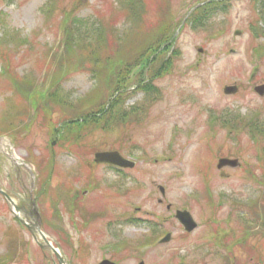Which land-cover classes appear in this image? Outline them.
I'll use <instances>...</instances> for the list:
<instances>
[{
	"label": "rangeland",
	"instance_id": "374dc122",
	"mask_svg": "<svg viewBox=\"0 0 264 264\" xmlns=\"http://www.w3.org/2000/svg\"><path fill=\"white\" fill-rule=\"evenodd\" d=\"M147 1L150 4V10L145 15L147 29L158 24L167 7L171 12L183 1L182 8L186 11L184 15L195 7V3L190 6L193 0L186 2L160 0L159 3L157 0ZM57 4L56 16L44 24L45 11L51 8L50 0H0V67L4 64L10 73L16 76L32 67L36 69L41 65L37 62L44 56L52 58L44 54L45 49L59 50L58 41L61 40L62 28L67 23L74 24L75 18L93 20L97 16L108 21L121 15L118 0H57ZM185 16L179 26L183 25ZM257 19L260 18L256 17L251 0H231L228 10L216 14L213 19V22L218 23L217 26L199 32L185 24L175 43L180 55L169 74L163 79L153 78L155 80L149 88L155 86L158 93L154 91L152 93L158 96L151 101L149 109L143 112V118L130 120L126 125H121V129L116 127L109 132L97 130L92 136L88 133V138L84 137L85 140L79 143L78 147L76 144L70 147L74 145L72 143L60 145L55 142L54 146L51 145L55 138L51 128L65 119L64 114L67 112L55 109V114L50 113L39 99L29 103L36 109L25 107L20 111L24 114L22 120L26 123L31 122V126L24 129L25 133L13 138V142L8 137H4V140L9 141L8 149L17 157L16 163L23 165L16 166L20 172L19 177H15L9 158L0 150L2 155L0 163L5 164V168L0 167V187L8 193L14 191L26 198L31 184L33 194L40 184L34 195L37 206L43 213L44 222L40 224L36 220V225L39 222L49 240L59 246L67 262L95 264L104 257L113 259L111 251L104 247L106 243L114 242L120 236L135 240L149 232L147 227L141 226L128 225L123 229L128 222L124 219L115 220L111 216L93 222L92 231L82 229L77 233L66 215L64 224L73 239L64 242L60 232L55 228L61 223L53 221L50 200L61 202L62 187L70 186L69 181L63 178L65 175L62 176V172H70V169H77L76 166H80L82 173L92 170L93 179L102 184L98 190H87L89 194L80 198L77 205L84 215L100 211L103 209L102 206H106L114 213L136 209L134 213L140 216L139 218L141 216L152 218L155 214L163 218L168 217L165 228L172 233L168 243L147 249L143 255L125 252L114 258L118 264H140L139 262L174 264L179 263L180 258H184L182 259L184 264H226L227 260L222 257L224 254H229L230 257L227 264H264V237L252 235L239 238L237 236L241 232L239 224L231 221L230 225H227L223 221L233 220L237 213L248 215L245 208H236L232 202L241 201L245 204L259 194L261 186L250 173L256 171L255 174L260 175L256 154L259 146L260 148L264 146V142L252 143L247 130L228 134L220 126L210 128L207 125L211 112L223 107H230L246 116L250 115L252 110L260 108L261 120L256 119L255 122L264 124V98L254 91L256 85L264 84V58L259 61L255 52L252 60L250 58V50L258 41L251 34L255 30L250 29L248 25L249 23L259 25ZM120 22V26H128L123 17L120 18ZM223 26L225 29L221 33L218 30ZM210 30L217 35L207 38ZM12 31L35 40L36 52L26 54L25 49L16 52L14 47L17 42L7 38L8 33ZM137 31H141L142 35L144 26ZM33 35L37 38L35 39ZM261 40L263 39L259 41ZM111 48L114 50V47ZM59 59L60 55L55 58L54 64L49 62L50 60H44L49 72L54 70L55 64L58 67ZM145 82L146 79L142 83ZM233 84L238 87V92L234 95H225L223 89ZM13 86L14 81L10 79V75L0 77V113L5 110V107L1 110L5 102L4 94L12 95L8 94V91H11ZM95 86L96 80L79 70L66 77L62 88L72 94L71 98H76L94 89ZM134 90L127 96L128 107H137L149 96L142 90L136 88ZM32 112L33 117L30 118L29 114ZM189 128L191 133L185 137ZM170 131H177L180 135L176 144L167 141ZM108 150L118 151L122 156L138 158L139 155H145L150 159L144 160L141 157L140 160H136L134 168L117 175L109 166L93 165L94 153ZM162 156L165 158L162 159ZM221 157L238 159L240 165L218 169L216 164ZM50 160L56 167L55 171H52ZM36 163L38 169L35 168ZM259 165L264 166V163L259 162ZM49 176L52 178L50 187L43 186L41 192V183ZM80 177V180L75 181V186L71 187L75 191L76 188L81 189L87 179V175L80 174ZM21 179L24 189L21 187ZM72 179L74 180V177ZM206 179H209L207 180L209 182ZM119 180L123 182L122 189L130 190L120 196L104 185ZM160 186L165 189L164 196L159 191ZM205 188L210 193L213 192L214 199H221L223 204L217 210L210 207L207 202L203 203L206 198H202L200 202L203 205L192 199L198 191L203 192ZM219 192L223 194L219 195ZM188 197L190 199H187ZM159 199L162 201L159 202ZM128 201L131 209L127 208ZM168 203L169 210L166 209ZM183 204L189 206V211L197 221V228L190 233L184 231L173 216L169 217V214L172 215L174 210L181 208ZM77 212L81 215L79 211ZM14 217V213L6 206L0 195V256L10 254L7 245L9 234L5 228L10 224L15 225ZM49 219L55 227L50 225ZM153 219H157L156 216ZM108 221L112 223L107 225ZM20 228L19 240L13 238L16 246L19 243V248L16 247L15 256L11 254L12 259L6 264H59L52 252L38 245L37 240L40 238L37 234L36 240L25 227ZM79 236L81 237L78 239ZM83 239L87 242L82 241ZM22 240H27L26 245L20 243ZM24 247L28 249L26 261Z\"/></svg>",
	"mask_w": 264,
	"mask_h": 264
},
{
	"label": "trees",
	"instance_id": "16d2710c",
	"mask_svg": "<svg viewBox=\"0 0 264 264\" xmlns=\"http://www.w3.org/2000/svg\"><path fill=\"white\" fill-rule=\"evenodd\" d=\"M157 1L159 3L160 0ZM118 2L119 7H122L121 9L118 7L121 12L120 16H124L131 22L130 29L127 31L129 39L126 33H121L117 28L120 16L108 21L99 16L93 20L75 18L74 24L67 23L63 26L62 38L57 45L59 50L45 49L44 54L52 58L49 59L44 56L42 60L37 62L41 65H38L36 69L32 67L16 76L14 73H10L7 66L1 64L0 77L10 75V79L14 81V86L10 91L12 95L5 98V110L0 115V133L10 130L15 119L23 118L24 114L19 112L17 107L20 108L23 105L18 103L19 98L28 99L29 102L34 99H41L45 102L43 106L46 111L58 109V111L67 112L64 114L65 117L71 120L75 118L74 121L68 123L73 122L78 129L73 138L77 140L93 134L97 130L108 132L116 127L121 129V125H126L130 120L141 117V105L143 103L140 102L137 107L127 108L128 94L135 91V88L140 91H143V88L147 89L150 85L147 83L142 86L140 82L144 80L145 74L152 79L160 76L171 66L178 51L173 49V44L170 41V24L162 18L158 21L155 30L159 31L158 35L154 39L152 37L151 40L153 39V41L148 42L142 49L141 31L138 33L139 38L136 31L143 26L141 23L142 16L145 23L147 21L145 15L150 9L149 2L147 0H118ZM57 5V0H53L44 24L49 23L56 16L55 8ZM259 25H256L257 38L264 35V28ZM132 29L135 35L131 34ZM7 38L17 42L14 47L16 52L24 49L26 54L36 52L34 50L35 40L31 37H23L18 32L12 31L8 33ZM262 45L264 46V42ZM111 47H114V50ZM59 55L61 59H59L58 67L55 64L54 70L49 72L50 70H47L44 60H50L49 62L54 64L55 58ZM79 70L96 80L95 88L86 92L74 103H71L67 97L57 98V94H61L62 81ZM42 73L44 74L40 76ZM150 82L151 80H149ZM13 108L17 110L16 113L12 112ZM78 118H83V121H78ZM242 123L244 124L242 129L247 128L249 130L251 139L255 142H264V130H262L264 127L257 126L253 120L242 121ZM227 125L233 124H222L226 127ZM257 154L258 159L264 163V146L261 148L259 146ZM258 181L263 188L260 190L259 197L247 206L249 217L239 218L248 219L245 220L247 222L242 228V236L249 235V229L257 224L261 226L260 234L264 237V175ZM249 223H253L252 226ZM253 234L256 233L253 232ZM10 235L9 248L13 253H16L18 245L16 246V241L13 239L17 238L16 233L11 232ZM2 257L0 256V260L3 259ZM11 259V255L6 254V260ZM226 259L228 260L227 257ZM2 262L6 263L5 261Z\"/></svg>",
	"mask_w": 264,
	"mask_h": 264
},
{
	"label": "water",
	"instance_id": "95a60500",
	"mask_svg": "<svg viewBox=\"0 0 264 264\" xmlns=\"http://www.w3.org/2000/svg\"><path fill=\"white\" fill-rule=\"evenodd\" d=\"M236 90H237V88L235 86H228V87L224 88V91L226 94H232V93L236 92ZM256 90L259 94L262 95L263 91H264V86H259L256 88ZM95 158H96L97 162H109V163H115V164H119V165H123V166H127V165L131 166L132 165L131 162L129 163L126 160L121 159V157L119 156V154L117 152H99L95 155ZM236 164H237L236 160L222 158L219 160V163L217 166H218V168H221L224 165L235 166ZM176 217L184 225V227L187 231H191L194 227H196V223L192 220V218L189 216L188 213L178 212ZM36 227H37V231L39 232V234H41L43 240L47 243V245L51 249H53V251L57 255L59 262L60 263L63 262V259L60 258V255L58 254L57 250L45 238V236L43 235L41 230L38 228V225ZM168 239H169V237L165 238L163 241H167ZM99 264H113V263L105 260ZM140 264H143V263L141 262Z\"/></svg>",
	"mask_w": 264,
	"mask_h": 264
},
{
	"label": "flooded vegetation",
	"instance_id": "af4514ba",
	"mask_svg": "<svg viewBox=\"0 0 264 264\" xmlns=\"http://www.w3.org/2000/svg\"><path fill=\"white\" fill-rule=\"evenodd\" d=\"M16 194H18V193H16ZM15 198H18V200H17V202H18L17 205H18V206H20V207H21V206H23V207L25 206V207L27 208V210H28L27 213H23V217H24L25 219H27V220L32 221V219H31V217H30V214H29V213H30V210L28 209V206H27V205H24V202H23V200H22L21 197H19V196L16 195ZM23 207H22V208H23Z\"/></svg>",
	"mask_w": 264,
	"mask_h": 264
}]
</instances>
